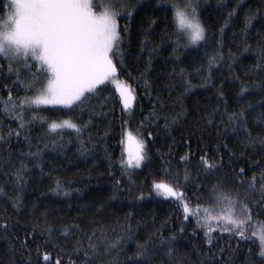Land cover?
I'll use <instances>...</instances> for the list:
<instances>
[{
  "label": "trees",
  "instance_id": "16d2710c",
  "mask_svg": "<svg viewBox=\"0 0 264 264\" xmlns=\"http://www.w3.org/2000/svg\"><path fill=\"white\" fill-rule=\"evenodd\" d=\"M128 2L137 4L138 8L150 5L143 13H134L129 38L121 46L122 56L114 58L117 65L116 78L125 81L135 96L129 114H125L120 96L109 82L100 86L102 91L91 98L90 104L83 111L63 106H33L39 116L49 121L73 119L87 127H82L80 134L67 128L53 133L43 120H33L19 138L15 135L11 138L6 136V142H0V157H11V164L4 169L7 172L18 165L21 159H26L23 153L35 151L38 141L43 149L40 161L43 171L35 168L34 162L29 160V179L22 192H18L11 179L0 172V187L4 189L0 193V219L9 218L10 222H18L16 229L8 233L9 237H22L24 232L35 230V239L41 244L47 236L45 232L42 237L41 232L51 226L54 242L63 249L59 253L63 257L62 264H67L69 254L72 253V241L61 239L60 233L66 225L74 224L80 225L77 235L95 231L97 240L102 233L108 238H114L113 230L118 233L130 226L132 238L125 239L121 245L122 251L111 254L121 264L134 255L137 242H143L150 235L155 240L157 229L163 232L165 238L175 235L174 248L182 264H200L202 257L199 253L206 252L210 247L205 242L204 230L198 228L194 220L184 221L175 198L158 195L152 189V184H175L174 177L179 172L181 181L178 190L202 184L207 196L208 190L218 180L230 188L234 176L227 169L222 168L219 172L205 175L198 164L200 156L205 154L209 157L222 155L227 162L229 152L235 153V166L245 168L246 178H251L253 174L258 177L260 170L264 169V152L259 150V141L255 146L249 145L242 129L234 130L233 126L227 124L228 115L241 108L246 113L264 111L261 107L264 89L254 86L253 80L244 71L245 65L254 62L256 53L244 52L241 45L245 12L259 8L264 14V5H261L260 0H242L236 15L224 27L221 35L219 29L224 25V18L238 0H201L202 19L208 27L209 54H215L216 42L221 41L223 47L219 50L225 57L220 65L213 66L211 83L203 84L195 70L201 64L207 68L204 47L180 49L176 53L179 56L177 61L172 43L163 34L165 25L171 19V12L166 19L159 10L164 7L159 0ZM7 4V0H0V18H6L8 9L4 5ZM149 18L155 22L151 26ZM118 22L122 28L128 20L118 18ZM253 23L254 27L248 33V43L255 48L260 39L256 29L262 21L258 17ZM141 25L148 29L147 37ZM171 27L169 25V30ZM152 49L155 52L152 53L151 67L148 68L149 52ZM229 50L239 58L231 71L226 62ZM0 64L4 69L0 74V96L7 99L9 89L13 97L32 95L24 89L23 84L17 82L15 72H8L5 60L0 59ZM173 67H176L177 72L180 67L187 70V78L195 86L190 92L184 93L179 76L169 75ZM204 74L207 75V71ZM26 78L27 74L20 76V80ZM242 87L248 90L242 93ZM177 114V122L169 123L166 127L165 118L170 121ZM25 119L31 120V112L25 115ZM209 119L212 120L211 124L208 123ZM18 125L19 121L0 112V131L6 134L9 129L17 130ZM248 127L253 136L264 134V125L258 127L255 120H250ZM123 131H131L138 139L145 141L147 158L139 168L124 170L120 163L122 156L127 158V144L121 143ZM25 136L31 140V148ZM53 141L56 143L53 144ZM81 141L87 151L82 152ZM185 155L189 156L188 163L180 160ZM186 168L191 177L187 184L182 179ZM117 180L120 181L119 185ZM57 181L69 195L56 191ZM141 192L144 196L142 200L137 199ZM185 194L193 196L190 191H185ZM17 195L22 197V205L18 208L13 207ZM258 219L264 221V217ZM181 227L184 228L183 232H180ZM212 236L214 239L211 247L218 256L219 249H224V258L231 256L235 264H262V259L256 255L259 252L256 237L238 241L229 233L219 231L213 232ZM30 246L33 249L32 258L35 259L36 245ZM249 249L252 252L250 257ZM49 250L53 252L52 264H55L58 250H52L51 247ZM26 256L27 253L19 248L18 242L14 251L9 239L0 238V264H23ZM71 258L80 264L76 255H71ZM110 258L100 254L93 259L92 264H107ZM153 264H167V257L161 253L154 258Z\"/></svg>",
  "mask_w": 264,
  "mask_h": 264
},
{
  "label": "snow or ice",
  "instance_id": "6c2138e0",
  "mask_svg": "<svg viewBox=\"0 0 264 264\" xmlns=\"http://www.w3.org/2000/svg\"><path fill=\"white\" fill-rule=\"evenodd\" d=\"M159 3L164 5L159 10L166 19L168 13L171 12V19L165 25L163 34L173 45L172 51L175 59L179 61L176 53L180 49L204 47L207 68L205 69L201 64L195 71L196 75L201 77L203 84L211 83L213 66L220 65L222 61H225V57L219 50L223 47L221 41L216 42L215 54H209L208 27L202 19L201 0H159ZM241 3L242 0H238L236 5L228 10L224 25L219 29L221 35H223L224 27H227L232 17L236 15ZM260 3L264 5V0H260ZM4 7L8 9V12L6 18H0V59L7 62L8 72H15L17 82L23 84L24 89L32 95L13 97L9 89L7 99L0 96V112L19 121L17 130L9 129L6 134L0 131V142H6V136L11 138L15 135L19 138L33 120H43L47 123L48 130L53 133L67 128L80 134L82 127L86 128L87 125L82 126L73 119H63L59 122L49 121L39 116L33 106H63L70 110L78 108L81 111L85 110L91 98L102 91L100 86L106 81L115 79L117 65L114 58L118 55L122 56L121 46L129 38L134 13L141 14L150 5L138 8L137 4H131L128 0H108L107 3L103 0H9ZM97 9L102 10L97 11ZM258 17L262 21L260 27L256 29L260 39L257 46L253 48L248 43V33L254 27L253 22ZM118 18H125L128 23L121 28ZM148 23L151 26L155 22L149 18ZM169 25L172 26L171 30H169ZM141 30L147 37L148 29L141 25ZM241 34L243 51L256 53L254 62L244 66L245 74L253 80L254 86L264 89V14L259 8L255 11L248 9L245 12ZM153 52L155 49L149 52L148 68L151 67ZM238 59L237 55L229 50L226 62L230 71ZM3 71V65L0 64V74ZM205 71L207 75L204 74ZM22 74H27V78L20 80ZM172 74L180 77L184 93L190 92L195 87L187 78L188 73L185 68L180 67L177 72L176 67H173L169 75ZM116 84L120 88L119 81H116ZM247 90V87L241 88L242 93ZM120 95L124 109H129L135 99L131 88H120ZM248 107L251 108L252 105L249 104ZM261 107L264 108V102H261ZM28 112H31V120L25 119ZM153 115H155V110H153ZM178 115L172 117L170 121L166 117L165 126L168 127L169 123L175 124ZM250 120H255L258 127L264 125V111L255 114L254 112L246 113L245 109L241 108L228 115L227 124L233 126L234 130L235 128L242 129L248 138L249 145L255 146L259 141V150L264 152V134L258 133L253 136L248 127ZM208 123L211 124L212 120L209 119ZM121 135V143L126 142L127 144L125 148L127 158L122 156L120 161L123 169L141 167L142 162L147 158L145 141L138 139L131 131H123ZM24 139L28 141L29 148H31L32 142L29 137L25 136ZM55 143L53 141V144ZM44 147L46 148L47 145ZM224 147L227 149L226 144ZM81 150L82 152L87 151L83 141H81ZM23 155L26 159H21L10 172L4 171L11 164L10 155L6 159L0 157V172L11 179L18 192H22L28 182L29 160L34 162L35 168L43 171L40 163L43 158V149L39 141L35 151L30 150ZM180 160L188 163L189 156H181ZM236 160L235 153L232 152H229L227 162L222 155L200 156L198 164L205 175L225 168L234 176L230 188L218 180L208 190L207 196L203 192L204 185L202 184H193L186 190H178L181 181L179 172L174 177L175 184L165 182H153L152 184V189L158 195L175 198L182 210L184 221L194 220L197 227L204 230L205 242L210 247L206 252L199 253L202 257L200 264H235L231 256L224 258V249H219L218 256L211 247L214 239L212 233L215 231L229 233L232 237L238 238V241H247L256 237L259 241V252L256 255L262 259V264H264V221L258 219L264 217V169L260 170L258 177L253 174L251 178H246L245 168L236 167ZM256 166L260 167L259 164ZM190 178V173L186 168L182 177L184 183L187 184ZM129 181H131V176H129ZM116 183L119 185L120 181L117 180ZM3 191L4 189L0 187V193ZM56 191L62 192L65 196L69 195V192L63 190L59 181H57ZM185 191L192 192L193 196H187ZM143 198L141 192L137 199L142 200ZM21 205L22 197L17 195L13 200V207L18 208ZM17 224L18 222H10L9 218L0 219V238L9 239L13 243L14 251L16 242H18L19 248L27 253L23 264H52L53 252L49 250V247L52 250H58L55 264H62L63 257L59 253H62L63 249L54 242V230L51 226L41 232L42 237L45 232L47 233L41 244L35 239V230L31 233L24 232L23 238L20 235L9 237L8 233L14 231ZM249 226H251L250 231ZM78 231H80V225L74 224L66 225L60 233L61 239L72 241V253L69 254L67 264H77L71 255H76L80 264H92L93 259L100 254L111 257L107 264H121L111 254L122 251L121 245L125 239L132 238L130 226L124 227L118 233L113 230L114 238H108L102 233L98 240L95 231L91 234L77 235ZM183 231L184 228L181 227L180 232ZM156 237L154 240L150 235L143 242H137L134 255L128 257L123 264H153L154 258L161 253L167 257V264H182V261L177 259L174 248L175 235L165 238L163 232L157 229ZM32 244L36 245L35 259L31 255L33 249L30 245ZM251 255L252 252L249 249V257Z\"/></svg>",
  "mask_w": 264,
  "mask_h": 264
},
{
  "label": "rangeland",
  "instance_id": "374dc122",
  "mask_svg": "<svg viewBox=\"0 0 264 264\" xmlns=\"http://www.w3.org/2000/svg\"><path fill=\"white\" fill-rule=\"evenodd\" d=\"M7 2L9 3V0H7ZM103 2L105 3V0H103ZM101 10H102V9H101ZM97 11H98V10H97ZM116 76H117V75H116ZM116 81H119L120 88H127V87H130V86H128V85L126 84V82L123 81L122 79H120V78H116V77H115L114 80L106 81V82L111 83V84L116 88V90H117V92H118V94H119V96H120V99H121L120 88L117 87ZM130 88H131V87H130ZM131 90H132V88H131ZM132 92H133V91H132ZM133 94H134V93H133ZM121 103H122V100H121ZM133 103H134V101L132 102V104H131V106H130L129 109H124V107H123V109H124L126 115L129 114L130 109H131ZM122 106H123V103H122ZM58 122H59V121H58ZM249 229L251 230V226H249Z\"/></svg>",
  "mask_w": 264,
  "mask_h": 264
}]
</instances>
